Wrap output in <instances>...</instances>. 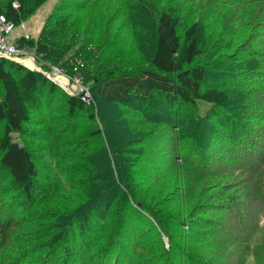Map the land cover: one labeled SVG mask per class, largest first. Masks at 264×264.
<instances>
[{"label":"trees","instance_id":"trees-1","mask_svg":"<svg viewBox=\"0 0 264 264\" xmlns=\"http://www.w3.org/2000/svg\"><path fill=\"white\" fill-rule=\"evenodd\" d=\"M48 1L0 0V14L17 27ZM185 1L186 6L192 7L195 18L184 31L180 30L183 15H180V9L184 5L169 4L155 9V42L150 68L109 72L88 79L93 83L90 89L94 101H106L100 105L101 109L104 106L106 114L96 115L89 102L68 94L42 73L0 58V264H159L161 261L162 264H189L184 243L196 242L191 233L194 227L200 226L231 234L238 230L242 240L231 238L219 242L217 247L221 250L216 248L220 250L218 253L224 254L223 247L236 249L250 243L257 249L255 258L260 259L257 264H264V258L260 256L264 249V224L254 227L244 216L251 210L264 213V0H199L196 6L190 0ZM202 3L211 4L215 9L203 29L206 34L203 39L197 20ZM53 27L45 29V36L56 35L57 30ZM214 35L213 42L210 38ZM236 40L238 44L233 43ZM16 41L22 47L34 49L43 61L64 66L65 56H58L55 45L50 46L42 40L35 42L25 36H18ZM226 41L225 44L233 43V50L220 58L238 69L231 74L242 75H235L234 78L240 76V80L223 88L207 79L208 67L203 60L217 56ZM68 44L65 52L72 50L71 42ZM93 66L96 67V63ZM230 88L246 93L248 105L236 109L240 111L227 109L232 101ZM58 98L64 99L69 119L86 116L96 125L99 117L106 127L107 148L103 151L106 145L100 146L102 158L93 161L90 170H98L99 164L104 163L103 173L108 175L109 187L121 186L118 198L123 202L106 245H101L103 232L91 239L84 236L86 223L88 226L91 223L85 212L83 219H70L71 238L67 226H58L64 219L57 218L49 209L55 194L70 189L65 179L66 170L61 169L60 163L79 152V147L63 149L65 143L59 142L66 131H58L51 118ZM134 98L141 103L164 99L177 104L175 110L181 114L173 117V123H165L158 115L153 116L154 113L140 120L133 116L127 123L136 125V131L117 132L113 124L121 121L120 115L118 113L113 119L112 111ZM39 111L41 114L37 117ZM35 117L39 119L40 130L30 127ZM210 120L220 127L198 139L196 128L199 129L201 124L200 129H205ZM170 125L173 131L163 133L164 130L171 131ZM95 127L91 131L92 137L100 139L102 145L103 132ZM28 139L33 140L32 144ZM133 144L140 150L139 157L145 156L140 164L133 163L134 166L125 160L131 155ZM91 150L93 148L88 147L87 155L92 154ZM159 157L162 161L168 160L147 172L146 164L156 165L153 163ZM142 163L145 169L134 171ZM226 165L232 168L227 170ZM240 171L244 177L235 180ZM75 172L80 171L76 169ZM200 184L203 188L194 195L195 186ZM105 188L107 186L101 193L106 195L109 191ZM181 188L188 191L177 198H195L190 201L191 208L199 213H215L214 218H201L199 222L193 219L194 216L192 219L180 217L178 223L179 220L172 216H156L155 210H151L154 209L151 201L167 202L168 195L173 193L174 197ZM205 199H218V202L207 210ZM134 204L137 209L139 207L138 212L158 221L169 241L168 248L149 246L148 238L142 234L144 228L145 231L153 229L159 241L160 235L146 217L141 218L139 228L132 223L126 211ZM73 223H78V228ZM102 224L107 222L101 219ZM173 224L178 227L172 228ZM78 229L85 240L75 237ZM248 229L251 235L247 243L242 233ZM109 247L112 253L106 250Z\"/></svg>","mask_w":264,"mask_h":264},{"label":"rangeland","instance_id":"rangeland-1","mask_svg":"<svg viewBox=\"0 0 264 264\" xmlns=\"http://www.w3.org/2000/svg\"><path fill=\"white\" fill-rule=\"evenodd\" d=\"M1 1L5 2L6 0ZM190 1L194 6L199 2V0ZM169 4L178 6L182 4L185 6L180 9L182 11H180V15L183 14L180 30L184 31L188 27V23L195 18L193 17L194 13L192 7L186 6L185 0H49L33 16L22 21L15 29L14 35L15 37L25 36L26 38H33L35 42H40V40H42L43 43L49 44L50 46L55 45L54 48H58V56H65V62H63L64 66L61 68L63 69V76L67 79L66 81L69 89L72 90L74 95L80 96L83 100L89 102L94 108L96 115H100V113L106 114L104 106L102 109L100 107V105L106 101H100V103L94 101L90 89L93 83L88 79L95 75L108 74L109 72H134L150 68V60L155 42L153 14H156L155 9L164 8ZM199 8L197 20L200 23L201 28L199 32L202 37L201 39H203L204 36H206L205 30L203 31V29H205L206 23L212 18L215 9L211 4L205 3L199 5ZM52 27L54 30H57L56 35L47 34L45 36V29ZM218 32L219 31L216 32V35ZM216 35L210 38L213 42ZM70 42L72 50L65 52V47L69 45L68 43ZM225 43H228V41L221 45L222 50L218 52L217 56L204 58L203 62H205L208 67L207 79L213 82L214 85L228 88L230 85L235 84L237 80H240V76H237V79L234 78V76L242 74H231L230 72H237L238 69L220 58L224 56L223 54H229L228 52L233 50V43L238 44V41L236 40L233 43L230 42V45ZM80 57H82L83 60L80 59ZM95 63L96 67L93 66ZM89 73L90 75H88ZM58 86L63 89L60 85ZM229 91L232 96V101L231 104L228 105V110L236 112L240 111L236 110L238 107L242 109L246 104L248 105L245 99V92H239L231 88ZM175 105L177 104H170L164 99H154L149 103H141L140 100L134 98L129 104L119 106L120 109H113L112 118L114 119L115 116L117 117L119 113L120 117L118 119L121 120L119 122L116 120L118 123L115 125L113 124V129H116L117 132L121 131L123 134H128L127 132L131 130L132 132L134 130L136 131L138 127L127 123V121L131 122L133 116L135 119L140 120L148 116V114L153 113L155 114L153 116L156 117V115H158L165 123H173V117L181 114L180 111L175 110ZM51 112L53 126L56 127L58 131L61 129L66 131L65 137L59 141L65 143L63 149L79 147V152H76L77 154H74V157H68L60 163L61 169L66 170L65 179L68 181V187H70V189H63L55 194L51 200L49 209L54 213V216H57L59 219H64V222H60L58 226L62 228H66L67 226L66 230L71 234L67 235L71 238H73V233L69 231V228L72 226L70 225V219L74 217H77L79 220L83 219V214L85 212L89 220H91V223L89 226L88 223H86V226L84 225L85 228L87 227L84 236L87 239H91L99 235L100 232H103L104 242L101 243V245H106L109 236L111 237L114 231L113 224L115 217L119 216V210L123 208V202L118 198L122 191L121 186H115V189L109 187L111 182L108 181V175L103 173L104 163L102 164L101 162L99 164L97 167L98 170H94L93 172L90 170L93 161L97 158H102V153L99 149L100 146L106 145V147L102 149L103 151L107 148L108 141L105 140L106 127L99 117L96 118V125L95 122L89 121L86 116H81L79 119L78 117L69 119L67 117V108L63 98L57 99ZM40 114V111L37 112V117ZM37 117L33 119L32 125L30 124V127L34 130H40L41 126L37 124L39 121ZM237 119L241 118L237 117ZM231 122L234 125L233 121ZM95 126L103 132L104 141H102V145H100V139L92 137L91 131L93 132L96 129ZM218 126L220 127L214 120L207 121L204 127L205 129H200L202 128L200 124V128H196V136L198 139H201V136H205L206 132L207 135H210L212 131L217 130ZM172 131L173 126H171V131L164 130L163 133L170 134ZM200 131L202 132L201 134ZM115 137L117 139L118 134H116ZM28 141L32 144L33 140L28 139ZM136 146L137 144H133L132 149H129L132 156L130 152H126V155L130 156L127 157L128 159L125 157V160L132 163V165L133 163L136 165L137 163L140 164L145 157H139L140 150H138V148L136 149ZM147 146L150 145L147 144ZM88 147L93 148V150H91L92 154L90 155L86 153ZM163 148L168 150L166 147ZM166 160H168V158H165L163 161ZM163 161L161 158L155 159L153 164L156 165H150L146 162L148 166L146 169L147 172L151 169L155 170L154 168L161 165ZM144 165V163L138 165L134 171H138L137 168L139 170L141 168V170H144L145 168L142 167ZM225 168L230 170L232 167L226 165ZM76 169H79L80 172L76 173ZM243 170L245 169L243 168ZM239 173L238 176L234 178L235 180H240L244 177L242 176L244 175L243 171ZM106 186L107 188L105 189H108L109 192L105 195L101 193V190ZM203 186L202 184L199 186L196 185L197 191L195 190L196 193L194 195H197V192L202 189ZM165 189H167V187ZM182 191L177 195L174 191V197L172 196L173 193L172 195H168V198L165 199L167 202L160 199L154 201L153 199L151 205L154 209L151 210H155L154 214L156 216H158V214L166 217L172 216L174 219L179 220L178 223L180 222V217L182 219H192L191 216H194L193 219L195 218L198 221L201 218H214L215 213H199V210L191 208L190 203L195 200L194 197L193 200H187L182 197L177 198L178 195L186 194L188 190L182 189ZM216 202H218V199H205L204 203L207 204L205 209L209 210L212 204H216ZM134 205L130 207L129 211H126L128 218L133 222L130 221V219L129 221L139 228V226H141V218L146 217L147 222L151 221L154 224V228H156V232L161 238V241H159L154 236L155 233L153 229L145 231L146 228H144L142 234L148 238L149 246L157 249L162 248L161 245H164L165 248H168L170 245L169 241L160 229L158 221L154 222L150 215L138 212V210H140L139 207L137 209L136 204ZM85 210H87V212ZM244 216L247 217V221L250 222V225L254 227L264 224V213L262 211L256 213L251 210L250 213H246ZM101 219L107 222L106 225L102 224L103 227L101 226ZM73 224L78 228V223ZM108 224H110L109 229L107 228ZM176 226L177 225L173 224L172 228ZM194 228L191 236H193L196 242L190 241L184 243L186 247V256L190 262L189 264H257L260 261V259L255 258L257 249L247 242L251 235L250 229L242 233L244 237L243 240H246L249 245H240L236 249L235 247L228 249H224L223 247L222 250H224V254L220 255L218 252L221 249L217 247L219 242L231 238L237 241L242 240L239 231L237 230L234 234H231V232L225 233L224 231H219L218 228L204 229V226ZM218 233H221V235ZM77 234L78 235H75V237L78 240L86 239L85 237L82 238L83 233H80L79 229ZM148 234H150V236H147ZM102 248L104 249V247ZM216 248L220 250L217 251ZM106 250L112 253L110 247ZM99 253L103 254L101 251ZM260 256L264 258V249L261 251ZM175 262L177 263L176 259ZM160 263L162 264L163 261Z\"/></svg>","mask_w":264,"mask_h":264},{"label":"built area","instance_id":"built-area-1","mask_svg":"<svg viewBox=\"0 0 264 264\" xmlns=\"http://www.w3.org/2000/svg\"><path fill=\"white\" fill-rule=\"evenodd\" d=\"M16 26L5 16L0 14V58L8 59L23 64L46 76L48 79L60 85L65 91L73 94L69 89L67 81L61 83L59 79L64 78L63 69L50 62L43 61L42 56L34 49L20 46L14 35Z\"/></svg>","mask_w":264,"mask_h":264},{"label":"bare ground","instance_id":"bare-ground-1","mask_svg":"<svg viewBox=\"0 0 264 264\" xmlns=\"http://www.w3.org/2000/svg\"><path fill=\"white\" fill-rule=\"evenodd\" d=\"M59 80H60L61 83L66 82V80H65L64 78H61V79H59Z\"/></svg>","mask_w":264,"mask_h":264}]
</instances>
